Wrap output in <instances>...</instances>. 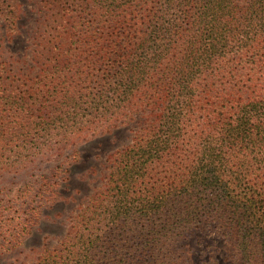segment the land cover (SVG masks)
I'll return each mask as SVG.
<instances>
[{"label":"trees","instance_id":"1","mask_svg":"<svg viewBox=\"0 0 264 264\" xmlns=\"http://www.w3.org/2000/svg\"><path fill=\"white\" fill-rule=\"evenodd\" d=\"M27 1L0 0V264L74 197L82 141L133 123L33 264H195L207 230L264 264V0Z\"/></svg>","mask_w":264,"mask_h":264},{"label":"rangeland","instance_id":"2","mask_svg":"<svg viewBox=\"0 0 264 264\" xmlns=\"http://www.w3.org/2000/svg\"><path fill=\"white\" fill-rule=\"evenodd\" d=\"M27 2H25V8L31 9L32 2ZM21 54L23 55L24 52ZM138 126V123H133L116 128L110 133L90 135L87 140L82 141L80 148L83 152V158L80 163L72 167L70 174L72 187L66 191L74 194L75 198L65 199L61 201L60 205L48 210L38 229L25 240L20 249L21 254L6 255L2 260V264L13 262L15 257H21L29 264H33L44 249L58 245L59 241L64 238L71 219L78 212L79 205L88 195L94 192L95 186H101L106 174L104 164L107 157L111 153L131 144ZM75 191H80V193L76 194ZM59 214L61 215L59 216ZM223 242L219 235L207 230L205 235L198 234L190 238L187 244L195 264H201L205 259V257L200 256V250L202 249L207 250L208 256L215 255L220 260V264H229L230 261L227 262L225 259ZM218 245H221L222 249Z\"/></svg>","mask_w":264,"mask_h":264}]
</instances>
